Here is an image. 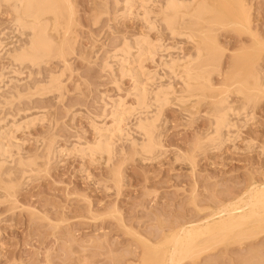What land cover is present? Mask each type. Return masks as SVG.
I'll return each instance as SVG.
<instances>
[{
    "label": "rangeland",
    "instance_id": "rangeland-1",
    "mask_svg": "<svg viewBox=\"0 0 264 264\" xmlns=\"http://www.w3.org/2000/svg\"><path fill=\"white\" fill-rule=\"evenodd\" d=\"M157 1L150 11L124 16L122 0H68L71 18L65 11L61 31L49 30L56 49L39 67L9 58L29 33L13 32V11L0 2V42L7 51L0 54V130L37 119L11 128L10 143L1 140L10 144V157L0 156L6 162L0 163V264H158L171 234L264 184V95L245 83L251 70L264 77V0H207L199 24L179 35L162 23L158 13L166 1ZM239 9L247 25L235 23ZM190 31L191 42L185 38ZM143 35L170 48L161 54L167 61L170 54L196 58L199 47V66L211 83L183 94L160 55L146 61L145 71L160 77L148 87L149 117L157 120L152 154L140 147L146 137L137 129V113L111 142V158L85 154L98 142L92 123L112 124L107 97L135 107L132 81L120 79L112 60L113 74L104 63ZM54 73L58 87L48 84ZM159 84L174 90L163 106L153 100ZM226 98L230 105L221 104ZM227 107L235 128L223 131L228 141L219 146L208 138L215 113ZM253 227L210 249L200 240L202 248L182 264H264V229Z\"/></svg>",
    "mask_w": 264,
    "mask_h": 264
},
{
    "label": "bare ground",
    "instance_id": "bare-ground-1",
    "mask_svg": "<svg viewBox=\"0 0 264 264\" xmlns=\"http://www.w3.org/2000/svg\"><path fill=\"white\" fill-rule=\"evenodd\" d=\"M164 1L166 2L162 7H160L158 16L161 18L162 23L165 25L166 29L171 33V35L182 34L181 29H187L190 24H199V22L202 20V16L208 11L207 0H186L189 2L184 0ZM0 2L7 4L13 11L12 13L15 16L12 22V26L14 27L13 32L19 34L20 36H23L26 32L29 33V39H27L28 42L24 46H20V49H15L11 52H8L7 54L9 58L12 62L18 65L20 64V66L26 63L33 67L41 66L40 64L42 62L51 58L53 51L56 49V44L50 37L49 30L52 29V31L55 33H59L61 31L64 20L63 13L65 11H68L69 17L71 18V7L68 4V0H0ZM122 3L124 6V12L122 14L126 16L129 14L131 15L134 9H136L137 12L141 10L150 11L151 9H149V6H152L155 3L158 4V1L122 0ZM141 18H144L143 14ZM143 20L147 24L149 30H155L156 27L154 28L149 26L148 19ZM235 23L237 25L248 24V18L246 12L243 9H239V11L236 13ZM66 33L67 30L65 31L64 36H66ZM185 38H187L189 42H191L190 40H194L192 31L186 33ZM130 43L126 41L123 43V45L121 44L122 48L119 51L114 50L115 52L113 51L114 53H112V55L108 54L109 56L104 63V69L109 70L113 74L114 64L118 68V73L121 80L129 78L132 81V93L135 98V107L132 108L128 106L123 99H113L111 97H107V101L102 99L103 101H106L104 102V110L109 109L108 116L112 124L107 125L105 122L102 124L96 122L92 123V128L98 137V142L96 143L95 147L89 149L88 152H86L87 148L86 150H82V152L85 154L89 153L88 155H90V153L94 152V154L101 153L100 155H102L105 153L109 155L107 157L111 158L110 154L112 151V145L114 144V137H122V124L129 120L135 113L139 115L137 129L146 137V140L143 139L144 142L141 141L143 143L140 145V147L144 153L149 155L152 154L153 149L157 145L155 141L156 139L153 135L156 126L154 122L157 120H152L153 116L151 118L149 117V108L151 105L149 104L148 87L150 84L152 85V83H155L158 75L156 72L150 74L145 71L144 63L146 61L154 62V58L157 55H160L162 65L170 72L171 75L177 77L176 79L181 81L183 94H188L195 87H202L204 85H210L211 83V78L207 68L199 66V59L202 53L199 47L196 49L197 53L195 52L197 56L196 58L190 56L189 58L187 57L186 60H182L179 59L178 56L174 58L173 54H170V60L167 61L165 57L161 56V54L170 50V48H164V44L161 45L160 41H152L148 35H143V37H138L137 39L135 38L134 45H131ZM2 44L3 43L0 42V54L6 50L5 46H2ZM109 60H112L113 64H110ZM13 74L17 76L16 78L21 75L16 71L13 72ZM10 81L13 80L10 79ZM16 82L17 81L15 79V83ZM49 82L48 84L51 87H58L61 83L59 75H56L55 73L52 74ZM245 83L249 86L248 89H250L251 93L255 91L258 94L264 95V77L262 78L258 73L254 72V70L250 71L248 80L245 81ZM40 85L41 84H39V86ZM116 86L119 89L117 81ZM172 87L173 86H171V84L167 86L159 84L156 87L157 89H154L155 92L153 93V100L155 103L161 105L165 102L164 99L170 98L169 95L174 94ZM239 93H241V90H239ZM183 98V96H180V100ZM230 103L231 102H229L227 98L221 102L222 105H230ZM161 106H163V104ZM231 112L232 109L227 107L222 112L215 113V115L217 114L218 116L216 117V122L214 123L215 126H213L214 131L213 134L212 132L210 133L212 135L208 138L211 143L222 145L223 142L228 141V138L224 136L225 132L223 131L227 130L229 133L230 129L235 128V124H232V121H230V115L234 113ZM143 115L145 117L144 119H142ZM27 119H24L26 120L25 123L19 124L18 122V125L15 124V121H13V123L11 122L10 125L6 123L5 127H3V130H0L1 157H6L8 150L10 149V144L9 146L4 144L6 140L10 143V129H14L15 125L19 128H27L37 120L31 119L27 121ZM1 122L3 121H0V124ZM1 140H3L4 143ZM111 142L113 143L112 145ZM134 145L138 146L137 142L134 143ZM54 148L53 150H55ZM57 152L59 151L57 150ZM61 153L62 152L60 150L59 154L61 155ZM81 153L79 152V154ZM9 157L10 156L6 158ZM1 160V164L6 163L5 161L1 162ZM203 221L204 222H199L198 224L183 226L177 232L171 234L167 240V251H165V253H163L161 256L157 257V263L182 264L183 261L191 257L194 250L202 248V246L199 245L200 240H205L204 245L207 246L206 249H210L211 246H213V244L218 241L223 242L225 240L235 238L240 231L248 232L247 229L250 226L254 225L252 229H264V184L252 185L247 193L242 194L233 202L223 205L220 209L215 210V212L213 211V215L208 217L206 221ZM249 235H252V233ZM249 235L246 234V236Z\"/></svg>",
    "mask_w": 264,
    "mask_h": 264
}]
</instances>
